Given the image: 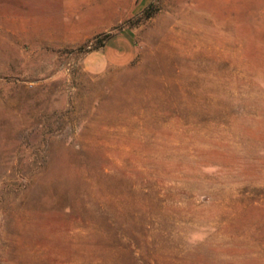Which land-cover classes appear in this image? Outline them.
I'll return each mask as SVG.
<instances>
[{
  "label": "rangeland",
  "instance_id": "1",
  "mask_svg": "<svg viewBox=\"0 0 264 264\" xmlns=\"http://www.w3.org/2000/svg\"><path fill=\"white\" fill-rule=\"evenodd\" d=\"M0 264H264V0H0Z\"/></svg>",
  "mask_w": 264,
  "mask_h": 264
},
{
  "label": "crops",
  "instance_id": "2",
  "mask_svg": "<svg viewBox=\"0 0 264 264\" xmlns=\"http://www.w3.org/2000/svg\"><path fill=\"white\" fill-rule=\"evenodd\" d=\"M111 41H116V43L118 44V41L119 42H122V40H119V39H117V38H114V37H111L107 42H106V44H108L109 42H111ZM131 42H128V54L127 55H123L122 53H123V50L122 49H120V48H117L118 46H115V47H113V50H112V60L113 59H115V58H122V57H126V58H130V57H132L133 55H131V51H132V54H133V46H132V44H130ZM122 50V51H121ZM123 55V56H122Z\"/></svg>",
  "mask_w": 264,
  "mask_h": 264
},
{
  "label": "trees",
  "instance_id": "3",
  "mask_svg": "<svg viewBox=\"0 0 264 264\" xmlns=\"http://www.w3.org/2000/svg\"><path fill=\"white\" fill-rule=\"evenodd\" d=\"M151 8V5L148 7V8H146L145 10H144V13H145V16L146 17H150L149 16V9ZM102 37H103V43L104 42H107L110 38H111V35L110 34H104V35H102ZM103 46V44L101 45V47Z\"/></svg>",
  "mask_w": 264,
  "mask_h": 264
}]
</instances>
